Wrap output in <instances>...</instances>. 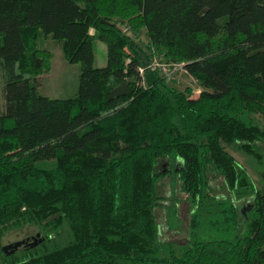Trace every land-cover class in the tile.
Instances as JSON below:
<instances>
[{
	"label": "trees",
	"instance_id": "obj_1",
	"mask_svg": "<svg viewBox=\"0 0 264 264\" xmlns=\"http://www.w3.org/2000/svg\"><path fill=\"white\" fill-rule=\"evenodd\" d=\"M118 21L145 29L204 89L144 86L148 56ZM49 36L80 65L75 97L40 89L53 54L38 40ZM97 40L106 66L96 65ZM0 63V244L32 226L45 236L42 251L25 246L0 264H264V190L226 149L237 144L264 162L254 117H264V0H0ZM173 157L197 234L202 206L222 208L207 228L237 229L235 199L251 197L235 239L164 240L157 209L168 204ZM65 228L72 241L45 248Z\"/></svg>",
	"mask_w": 264,
	"mask_h": 264
},
{
	"label": "rangeland",
	"instance_id": "obj_2",
	"mask_svg": "<svg viewBox=\"0 0 264 264\" xmlns=\"http://www.w3.org/2000/svg\"><path fill=\"white\" fill-rule=\"evenodd\" d=\"M118 25L124 32L137 41L148 56V65L142 67L144 68V73H142L144 86H151L156 80L163 79L168 85L179 90L186 91L190 89L193 96L198 95L204 89L201 83L190 75L183 66L170 63L166 60L161 51L156 50L150 45L149 37L145 29L134 32L130 30L128 25L124 22L118 21ZM38 46L40 48L48 49L53 54L51 71L41 75L38 80L42 93L49 97L60 99L75 97L79 87L81 74L80 65L71 64L66 60L61 42L54 39L53 36L39 38ZM95 48L97 52L96 65L106 66L108 62L107 45L104 42L97 40L95 42ZM4 89V69L0 63V114L5 112L6 109ZM254 117L256 122L264 129V117L258 114L254 115ZM260 145L264 152V142H260ZM226 149L246 169L256 188L259 191H263L264 162L262 163L256 156L246 153L237 144H226ZM38 165L43 168H51L56 165V162L55 160H44L38 162ZM177 165L178 160L173 157L172 170L169 176L165 178L162 187V194L166 196V204H168L157 209L159 227L165 241H173L176 245L182 246L189 243L190 240L195 237L196 239L201 240L225 238L235 239L241 231L245 230L244 220L249 217L253 205L250 196L242 198L238 197L235 199L237 212L234 213L238 214L239 228L236 229L232 225L231 228L227 230L222 228H207V225L211 220L222 217L219 216L221 215L222 210L219 205L207 204L206 206H202L198 211L200 213L199 220L202 225L201 230L198 234L194 232L192 228L194 217L193 206L187 199V194L182 192L177 185ZM166 167L169 166L167 165ZM216 183H219V180H216ZM243 211H245V215L243 214ZM39 233L41 234V237L45 239L44 233L39 230L38 226H32L31 228L12 233L4 238L0 244V250L5 246L18 241L29 240V242H33ZM71 241L72 233L68 228H65L59 233H53L52 238L47 241L45 248L64 246ZM40 245L41 243L33 248L24 245L15 253L20 257L25 256L26 253L23 254V252L26 247L34 250L31 252L42 251L44 248H38ZM2 254L4 255L5 253L3 252ZM2 254L0 255V262L5 258Z\"/></svg>",
	"mask_w": 264,
	"mask_h": 264
},
{
	"label": "water",
	"instance_id": "obj_3",
	"mask_svg": "<svg viewBox=\"0 0 264 264\" xmlns=\"http://www.w3.org/2000/svg\"><path fill=\"white\" fill-rule=\"evenodd\" d=\"M243 214L245 215V211H243ZM43 241H44V238L41 237V234L39 233L33 242H29V240H23V241H18L16 243L5 246L2 250H0V255L3 252L7 255L14 254L18 249H20L24 245H28L29 247L33 248V247L38 246Z\"/></svg>",
	"mask_w": 264,
	"mask_h": 264
},
{
	"label": "built area",
	"instance_id": "obj_4",
	"mask_svg": "<svg viewBox=\"0 0 264 264\" xmlns=\"http://www.w3.org/2000/svg\"><path fill=\"white\" fill-rule=\"evenodd\" d=\"M175 65L183 66V65H180V64H175ZM140 71H141V73H144V68H140Z\"/></svg>",
	"mask_w": 264,
	"mask_h": 264
}]
</instances>
